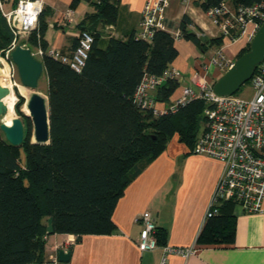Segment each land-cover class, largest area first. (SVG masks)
Wrapping results in <instances>:
<instances>
[{
	"label": "trees",
	"instance_id": "trees-1",
	"mask_svg": "<svg viewBox=\"0 0 264 264\" xmlns=\"http://www.w3.org/2000/svg\"><path fill=\"white\" fill-rule=\"evenodd\" d=\"M79 1L71 0L70 7ZM83 1L91 10L84 13L78 29L89 31L93 42L80 71L47 54L41 57L47 76L49 142L30 141V119L20 110L22 96L15 103L16 113L26 122L22 143L9 144L0 131V264H40L46 257L50 216L53 233L73 234L75 242L84 234L111 233V215L127 183L174 134L191 149L203 119L205 101L199 98L167 114H153L134 101L142 76L164 74L178 54L168 29L155 30L150 40L135 39L134 32L126 39L107 34L101 45L102 28L116 21L119 0ZM220 1L202 0L200 6L206 11ZM259 1L230 0L233 6ZM45 15L43 8L37 29L27 37L30 48H47ZM187 23L186 17L179 23L181 36L194 40L202 51L222 44L221 36L196 37L186 29ZM12 37L0 13V53ZM178 86L167 77L153 98L168 101ZM236 206L234 201H221L217 213L203 223L197 243L232 245ZM165 232L155 226L158 245L166 244Z\"/></svg>",
	"mask_w": 264,
	"mask_h": 264
},
{
	"label": "crops",
	"instance_id": "crops-1",
	"mask_svg": "<svg viewBox=\"0 0 264 264\" xmlns=\"http://www.w3.org/2000/svg\"><path fill=\"white\" fill-rule=\"evenodd\" d=\"M43 2L46 9L44 19L47 22L43 37L47 47L71 52L79 31L78 23L91 7L83 0L73 8L70 7L71 0ZM144 2L145 0H119L117 19L113 24L102 28L104 34L100 37V44H105L107 34L126 39L133 33ZM201 2L202 0H169L164 17L168 30L172 32L179 29V23L186 17L189 21L186 29L196 37H218V29L201 8ZM227 2L231 4L230 0ZM15 5L16 0H4L3 10L9 11ZM68 8L72 10V20H63L62 16ZM174 43L178 54L170 67L178 69L183 79L168 101H156L159 107L171 103L180 94V87L183 85L198 90L192 78L195 73L203 74L204 61L217 47L211 46L207 51H202L194 40L184 36L174 39ZM222 43H226V40ZM243 45L240 42L234 47L226 46L232 47L227 56L233 59ZM223 71L213 67L212 77L207 72L205 75L213 84ZM43 72L46 73L45 69ZM6 74L8 76V72ZM46 91L47 86L38 90L47 97ZM176 139L177 134L171 137L164 150L143 164L140 171L127 183L111 215L115 224L111 233L84 234L76 242L73 234H49L45 244L46 257L57 253L63 245L66 250L71 251L69 260L64 264H160L163 254L160 245L143 251L137 246L142 226L139 215L148 211L155 226L166 230L167 245L194 248L187 256L168 253L164 264H264L263 213H246L236 206L232 245L197 243L205 211L222 171V163L215 157L192 152L187 145L179 144ZM68 242L69 245L63 244Z\"/></svg>",
	"mask_w": 264,
	"mask_h": 264
},
{
	"label": "built area",
	"instance_id": "built-area-1",
	"mask_svg": "<svg viewBox=\"0 0 264 264\" xmlns=\"http://www.w3.org/2000/svg\"><path fill=\"white\" fill-rule=\"evenodd\" d=\"M169 0H145L137 28L133 33L135 39L150 40L157 29H168L165 22V10ZM4 0H0V13L5 17L13 34L9 46L4 50L8 59V80L14 95L15 64L10 59V51L18 44V39L28 36L38 27V18L44 8L43 0H16V5L9 11L3 10ZM218 29L219 36L226 40L217 46L202 65L203 74H194L192 80L198 90L190 86H181L180 94L168 105L159 107L152 92L169 77L179 84L182 73L170 67L164 74L157 76L145 73L138 83L133 98L136 104L153 114H167L177 111L192 99H202L205 106L203 119L191 151L215 157L222 163V171L216 182L203 223L217 213L221 201H234L246 213L264 214V59L254 69L250 80L252 95L248 98L233 94L216 95L212 84L205 75L213 67L228 69L232 62L225 53V47L242 40L250 42L257 28L264 20V0L253 4L231 6L227 0H221L206 11ZM63 20H72V10H65ZM174 39L181 37L179 29L171 32ZM93 35L86 30H79L76 43L71 52H63L56 47L45 50L36 46L31 50L33 56L47 54L54 59L68 64L75 71H80L91 49ZM27 46L26 44H21ZM28 47V46H27ZM5 86V85H2ZM141 230L137 246L139 250L158 247L155 237V223L148 211L139 215ZM69 245L68 243H63ZM163 250L160 264H164L168 253L187 256L194 251L192 246L181 247L160 245ZM59 248H64L60 246ZM40 264H60L57 253H51Z\"/></svg>",
	"mask_w": 264,
	"mask_h": 264
},
{
	"label": "water",
	"instance_id": "water-1",
	"mask_svg": "<svg viewBox=\"0 0 264 264\" xmlns=\"http://www.w3.org/2000/svg\"><path fill=\"white\" fill-rule=\"evenodd\" d=\"M203 37V36H201ZM10 59L15 64L20 83L33 91L26 100L28 113L23 112L24 118H29L32 124L30 133L31 142L47 144L49 142V117L47 97L36 91L38 80L44 70L40 59L34 57L27 46L16 45L10 51ZM264 59V20L253 35L249 49L235 58L231 66L219 76L212 84V90L216 95L233 94L242 83L250 79L256 66ZM9 93L6 86L0 84V131L9 144L20 145L24 138L26 122L16 115L10 123H6L3 117L6 113V106L2 98ZM52 217L47 218V234L53 233ZM71 251L59 248L57 256L60 262H67Z\"/></svg>",
	"mask_w": 264,
	"mask_h": 264
},
{
	"label": "rangeland",
	"instance_id": "rangeland-1",
	"mask_svg": "<svg viewBox=\"0 0 264 264\" xmlns=\"http://www.w3.org/2000/svg\"><path fill=\"white\" fill-rule=\"evenodd\" d=\"M27 37L28 36H26V35H23V36H21L19 39H18V44H26L27 45ZM240 42H242V40L240 39V40H238L237 42H235V43H233V44H230V45H232V47H234V46H237V44H239ZM17 44V45H18ZM229 45V46H230ZM244 45H246V44H244ZM243 45V46H244ZM28 46V45H27ZM29 47V46H28ZM232 47H226L225 49V53L227 54L228 52H229V49H231ZM30 48V47H29ZM31 50H34V47H31L30 48ZM34 57H36V58H38V59H40L41 60V57H39V56H34ZM235 56H234V58L233 59H231V58H229L231 61H234L235 60ZM7 65H8V59H7V57L5 56V51L3 50L1 53H0V76L2 75V71L3 72H8V68H7ZM226 70H224L221 74H223L224 72H225ZM5 73V74H6ZM207 75L209 76V77H212V69L210 68L208 71H207ZM6 77H7V80H8V76H7V74H6ZM15 80L17 81V83H18V85H17V87H15L14 88V93H15V95H16V97L18 98L19 96H22V98L24 99V101H23V103L20 105V110H22L21 109V107L22 106H24V103L26 102V100L28 99V97H29V94L33 91L32 89H30V88H27V87H24L21 83H20V80H19V78H18V75H17V70H15ZM9 81V80H8ZM47 86V76H46V73H42L41 75H40V77H39V80H38V84H37V88H36V91H38V90H40V89H44L45 87ZM9 87H10V85H9ZM21 88V89H20ZM252 92H253V90H252V84H251V80L250 79H248L247 81H245L244 83H242L241 85H240V87L234 92V94L235 95H237V96H240V97H245V98H248V97H250L251 95H252ZM14 110H15V106H14ZM178 114H180V113H178ZM16 115H18L17 113H16ZM19 116V115H18ZM177 116V115H176ZM176 116H174V119H176ZM30 123H31V121H30ZM199 126H200V124H199ZM182 127V126H181ZM24 128H25V130H26V126H24ZM30 133H31V131H32V124H31V127H30ZM177 134V133H176ZM175 135V134H174ZM32 138H31V136H30V140H31ZM170 140V139H169ZM177 142L179 143V144H185L186 145V143L184 142V141H182L179 137H178V134H177Z\"/></svg>",
	"mask_w": 264,
	"mask_h": 264
},
{
	"label": "bare ground",
	"instance_id": "bare-ground-1",
	"mask_svg": "<svg viewBox=\"0 0 264 264\" xmlns=\"http://www.w3.org/2000/svg\"><path fill=\"white\" fill-rule=\"evenodd\" d=\"M0 84L5 85L7 87H9L10 85L9 81L7 80L5 72H2V75L0 76ZM14 100L15 98L12 93V90H10V92L2 98V101L6 106V113L3 117V120L6 123H10L11 119L14 117V107H13ZM21 109L23 112L28 113L26 102L24 103V106L21 107Z\"/></svg>",
	"mask_w": 264,
	"mask_h": 264
}]
</instances>
